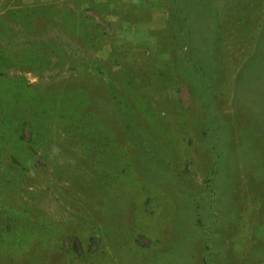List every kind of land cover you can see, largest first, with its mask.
<instances>
[{
    "label": "rangeland",
    "instance_id": "374dc122",
    "mask_svg": "<svg viewBox=\"0 0 264 264\" xmlns=\"http://www.w3.org/2000/svg\"><path fill=\"white\" fill-rule=\"evenodd\" d=\"M0 264H264V0H0Z\"/></svg>",
    "mask_w": 264,
    "mask_h": 264
}]
</instances>
